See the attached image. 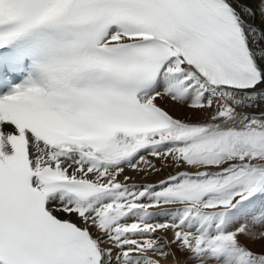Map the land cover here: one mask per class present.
Wrapping results in <instances>:
<instances>
[{
	"label": "snow or ice",
	"instance_id": "1",
	"mask_svg": "<svg viewBox=\"0 0 264 264\" xmlns=\"http://www.w3.org/2000/svg\"><path fill=\"white\" fill-rule=\"evenodd\" d=\"M0 264H264V0H0Z\"/></svg>",
	"mask_w": 264,
	"mask_h": 264
}]
</instances>
